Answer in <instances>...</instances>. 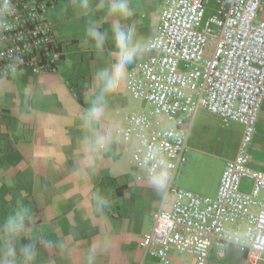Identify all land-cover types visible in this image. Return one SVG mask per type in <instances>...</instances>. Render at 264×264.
<instances>
[{
  "label": "crops",
  "instance_id": "0c3cea01",
  "mask_svg": "<svg viewBox=\"0 0 264 264\" xmlns=\"http://www.w3.org/2000/svg\"><path fill=\"white\" fill-rule=\"evenodd\" d=\"M53 1L48 15L64 51L58 69L43 74L23 69L0 78V219L18 201L31 208L38 228V264H84V253L101 236L109 246L97 254L95 264H196L192 254L178 252H172L170 262L164 263L140 246L165 197L153 190L145 172L133 162L132 144L114 131V126L126 127L129 115L143 107L131 95L127 76L107 97L99 125L110 141L108 150L96 159L94 172L76 171L83 157L84 131L79 117L88 107L94 75L115 63L118 49L113 23L118 20L126 29L134 27L136 37L148 43L158 31L165 0H128L132 15L127 19L108 14L109 0H87V9L82 7L85 0ZM92 22L106 33L102 50L87 35ZM152 53L145 50L138 55L127 65V75ZM25 92L33 93L27 102ZM249 153L252 168L264 172V103ZM222 170L205 190L192 184L194 191L177 183L186 170L176 184L201 195H215ZM96 193L105 194L110 201L102 215L93 207ZM46 238L64 239L74 247L64 251L45 244ZM209 264H264V258L250 263L246 252L230 243L222 252H211Z\"/></svg>",
  "mask_w": 264,
  "mask_h": 264
},
{
  "label": "built area",
  "instance_id": "2783aa9c",
  "mask_svg": "<svg viewBox=\"0 0 264 264\" xmlns=\"http://www.w3.org/2000/svg\"><path fill=\"white\" fill-rule=\"evenodd\" d=\"M14 27L0 33V78L30 69L55 72L64 54L48 15L53 0H13ZM153 52L128 71L127 87L143 107L129 115L120 134L132 144L139 166L137 129L166 157L170 182L154 226L140 241L147 253L169 263L172 252L209 264L230 244L227 228L244 226L240 246L250 263L264 258V172L250 163V143L264 103V0H165ZM238 122L243 134L226 160L215 195L176 184L188 166L189 137L199 110ZM248 185L245 187L244 182ZM143 264H148L144 262Z\"/></svg>",
  "mask_w": 264,
  "mask_h": 264
},
{
  "label": "clouds",
  "instance_id": "9594fccd",
  "mask_svg": "<svg viewBox=\"0 0 264 264\" xmlns=\"http://www.w3.org/2000/svg\"><path fill=\"white\" fill-rule=\"evenodd\" d=\"M82 7L88 8L87 0ZM107 9L109 15L123 19L132 15L128 0H109ZM14 11L13 0H0V33L14 27L11 20ZM112 32L118 49L115 63L108 68L96 71L93 87L88 94V107L79 117L84 136L81 145L83 157L76 168L77 173L81 169L94 172L96 159L108 150L110 141L106 135L101 134L99 128L105 116L107 97L114 93L126 79L127 65L147 48V43L136 37L134 27L126 29L117 20L112 25ZM87 35L95 42L96 49L102 50L106 33L99 31V25L92 22V25L87 29ZM32 95L31 92H25V102L31 99ZM114 131L119 135L122 130L117 125L114 126ZM134 147H137L141 152L139 167L145 172L153 190L161 197H166L171 167L168 160L158 147L147 145L143 128L137 129ZM109 204L110 201L105 194L96 193L94 195L93 207L97 213L102 215ZM37 232L38 228L31 208L18 201L16 207L7 216L0 219V264H38L37 243L39 237ZM247 234V229L244 226L229 227L224 232V238L228 242L239 244L246 240ZM74 236L75 233H73V240ZM25 240L27 242H24ZM44 243L64 251L74 247L73 243L64 239L48 240L46 238ZM108 246L109 241L104 236L99 237L84 253V264H95L97 254L106 250Z\"/></svg>",
  "mask_w": 264,
  "mask_h": 264
},
{
  "label": "rangeland",
  "instance_id": "374dc122",
  "mask_svg": "<svg viewBox=\"0 0 264 264\" xmlns=\"http://www.w3.org/2000/svg\"><path fill=\"white\" fill-rule=\"evenodd\" d=\"M243 125L224 123L216 115L201 110L197 113L190 133L189 162L181 186L194 189L192 184L207 189L225 161L233 157L239 147ZM186 182L188 185H185ZM248 185L247 181L244 186Z\"/></svg>",
  "mask_w": 264,
  "mask_h": 264
}]
</instances>
